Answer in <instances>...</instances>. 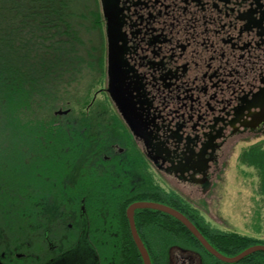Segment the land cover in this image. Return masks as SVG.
<instances>
[{"label": "flooded vegetation", "instance_id": "af4514ba", "mask_svg": "<svg viewBox=\"0 0 264 264\" xmlns=\"http://www.w3.org/2000/svg\"><path fill=\"white\" fill-rule=\"evenodd\" d=\"M109 1L121 26L125 85L148 140L129 128L105 84V107L95 98L91 118H70L63 95L84 63L74 7L73 18H63L69 43L52 68L56 80L39 91L28 86L31 106L20 108L52 113L0 152V264H123L122 220L132 205L162 192L189 202L177 184L208 193L234 139L264 138V0ZM94 6L107 85L109 21L102 0ZM192 167L202 172L194 177ZM136 230L143 240L137 223ZM128 231L133 239L130 224ZM167 250V264H207L190 245Z\"/></svg>", "mask_w": 264, "mask_h": 264}, {"label": "trees", "instance_id": "16d2710c", "mask_svg": "<svg viewBox=\"0 0 264 264\" xmlns=\"http://www.w3.org/2000/svg\"><path fill=\"white\" fill-rule=\"evenodd\" d=\"M74 0H0V112L4 115L14 113L25 107L28 86L35 83L39 91L46 82H51L56 74L53 67L61 64L62 51L68 50L69 41L64 40L63 18L75 15ZM73 28L72 22L65 24ZM72 37V32H67ZM14 108V109H13ZM261 145L241 152V163L252 164L253 160L261 170L264 192V149ZM257 161V162H256ZM260 164H259V163ZM157 203L167 205L187 215L206 237L208 242L220 253L234 257L260 243L249 236L223 233L206 228L203 219L191 212L178 197L161 193ZM141 228V236L151 258L152 264H167L169 245L180 243L190 245L207 254V264H264V252L249 255L238 263H223L210 255L198 239L177 219L160 211L140 210L135 218ZM202 220V224L200 221ZM126 232L123 233V264H143L138 249L128 231V220L123 217ZM184 240V241H183Z\"/></svg>", "mask_w": 264, "mask_h": 264}, {"label": "rangeland", "instance_id": "374dc122", "mask_svg": "<svg viewBox=\"0 0 264 264\" xmlns=\"http://www.w3.org/2000/svg\"><path fill=\"white\" fill-rule=\"evenodd\" d=\"M73 4L78 9L77 14L82 17L77 21V28L83 41V45L80 47L81 56H78V58H81L84 63L79 68L78 74H75L73 80L70 79L69 83L71 82L72 84L65 90L66 93L63 95V99L66 100L65 103H69L67 108L72 110L71 119L86 120L91 118L90 105L95 98L97 99L95 105L105 107L106 104L105 98L107 95L105 96V90H101V88L104 84L105 89L107 88V64L104 61L100 63L99 56L102 49V58L104 53L106 54L107 43L103 26L101 30L96 26L94 0H74ZM93 48L100 51L99 54L97 52L92 54ZM92 56L94 59H92ZM28 94H30L29 90ZM27 106H31L29 102L25 104V107ZM44 107L40 110L33 104L27 112L19 111L18 108H13L14 113L10 115H4V112H0V152H9L10 148L17 144L15 138L27 135L30 129L34 127L35 122L40 126L39 116L42 113H52L53 111L52 109L45 111ZM58 109L59 107L56 110ZM258 145L264 148V138L256 141L252 140V138L234 139L228 149H226L219 165L215 167L216 171L213 176L214 179H212V187L208 193L203 192L200 186H193V192L190 187L185 188L183 184H177L174 189L178 194L185 193L189 196V202L176 196L187 207H181V209H184L188 214L193 212L199 215L203 219L206 228L215 232L220 231L249 236L260 242L253 246H264V192L263 181L260 176L261 170L255 160H253L252 164H242L240 159L243 150L253 146L257 147ZM262 147L258 148L262 149ZM262 150L264 151V149ZM166 188L168 187L166 186ZM148 200L144 202H148ZM151 202L157 203L156 201ZM181 213L187 217L185 213ZM17 222L25 223L26 218L18 217ZM200 223L202 224V220ZM199 232L201 233L200 230ZM204 238L206 239L205 236ZM132 240L134 241V239ZM172 245L184 246L180 243H173ZM200 253L202 257L206 258L207 254L204 252ZM209 254L212 255L211 253ZM222 255L225 256L224 254ZM215 258L219 260L217 257Z\"/></svg>", "mask_w": 264, "mask_h": 264}, {"label": "water", "instance_id": "95a60500", "mask_svg": "<svg viewBox=\"0 0 264 264\" xmlns=\"http://www.w3.org/2000/svg\"><path fill=\"white\" fill-rule=\"evenodd\" d=\"M103 4V11L104 15L109 21L108 25V36H109V44H108V58H109V79H108V85H107V92L110 95L111 99L116 103V106L118 107L122 117L126 120L129 128L133 131V133L136 136H139L141 138H144L145 140H148V136L143 135V131L146 128L147 124L145 125L143 123L141 113L136 109L135 103L133 102L134 97L132 98L129 91H132L130 88H126V83H128L127 76H128V69L127 65L124 61L123 56V47L119 45V42L121 41V35H120V24L119 20L116 15V9L114 7V4L109 0H102ZM135 91H139L138 89H135ZM145 125V126H144ZM199 165V162H198ZM196 166V165H195ZM183 167V165H182ZM186 167V166H184ZM207 166L206 170L207 171ZM190 168L186 167L182 169V172L185 170L189 171ZM194 170L193 176H197L202 172L200 169H196L192 167ZM204 176L206 174L204 173ZM137 209H151L160 211L163 213H166L176 219H178L197 239L198 241L205 247V249L217 257L219 260L225 262V263H238L239 261L243 260L247 256L256 253V252H264V246L257 245L248 248L247 250L243 251L239 255L235 257H225L222 254H220L217 250H215L208 241L204 238V236L199 232V230L193 225V223L181 212L162 205L158 203H150V202H143V203H137L132 205L127 213L128 220L132 229V236L134 239L135 244L137 245V248L140 251V254L143 258L144 264H151V260L149 257V254L147 252V249L145 248L135 225L134 215L135 210Z\"/></svg>", "mask_w": 264, "mask_h": 264}, {"label": "bare ground", "instance_id": "6f19581e", "mask_svg": "<svg viewBox=\"0 0 264 264\" xmlns=\"http://www.w3.org/2000/svg\"><path fill=\"white\" fill-rule=\"evenodd\" d=\"M144 244V243H143ZM144 246H145V244H144ZM145 248H146V246H145Z\"/></svg>", "mask_w": 264, "mask_h": 264}]
</instances>
